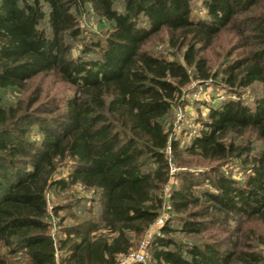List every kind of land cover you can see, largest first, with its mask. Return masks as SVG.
<instances>
[{
    "label": "trees",
    "instance_id": "obj_1",
    "mask_svg": "<svg viewBox=\"0 0 264 264\" xmlns=\"http://www.w3.org/2000/svg\"><path fill=\"white\" fill-rule=\"evenodd\" d=\"M199 1L207 17L193 20L190 0H0V89L24 90L40 74L72 87L61 107L38 102V91L23 108L0 101V247L21 255L19 262L0 258V264H54L56 249L59 264H115L129 250L130 235H141L158 216L167 145L171 159L173 153L207 163L234 157L248 166L241 181L213 166L176 172L179 185L169 202L174 213H185L179 231L198 234L228 213L264 223V14H249L260 0ZM84 12L107 26L71 55V41L81 35L77 16ZM229 28L241 40L238 47H249L222 69V83L236 97L207 105L201 130L180 151L161 119L190 81L186 66L200 84L211 77L198 49ZM160 32L169 47L184 48L182 63L143 48ZM254 82L261 84L260 95L250 106L239 89ZM34 124L41 133L36 142L26 139ZM245 133L260 142L256 151L250 141L231 140ZM61 162L68 164L66 177L53 179ZM203 182L208 188L198 190ZM49 185H79L98 204L95 217L88 208L89 217L62 227L56 243L46 221ZM68 208L65 203L53 212ZM173 230L165 223L148 242L151 264L264 263L236 235L182 244L166 236Z\"/></svg>",
    "mask_w": 264,
    "mask_h": 264
},
{
    "label": "rangeland",
    "instance_id": "obj_2",
    "mask_svg": "<svg viewBox=\"0 0 264 264\" xmlns=\"http://www.w3.org/2000/svg\"><path fill=\"white\" fill-rule=\"evenodd\" d=\"M190 11V17L193 20L205 19L207 17L205 9L199 0H190ZM258 13L264 14V0H260L259 5L249 14L254 15ZM77 23L81 35L79 38L71 41V55H75L81 45L87 42V39L101 34L107 26L106 23L97 19L90 12H84L78 15ZM237 41L241 40H239L238 35L233 29H224L216 35L209 46L198 49L197 55L202 56L206 60L207 68L212 77L207 79L206 82H203V84H200L197 79L192 77L194 74L192 67H185L190 81L182 87L170 111L161 119L164 128L168 131L169 138L177 141L178 150L181 151L184 149L192 137L201 130V122L205 119L207 105H217L221 100L236 97L235 94L227 90L226 86L222 83L221 77L222 69L226 61L237 57L240 53L247 52L249 49L245 44L238 47ZM143 48L151 51L155 55L174 58L182 63L181 57L184 48L174 49L169 47L166 43V34L163 32L151 37L143 45ZM260 87V83L254 82L248 87L239 89L240 98L251 106L253 97L260 95ZM24 88V90L16 88L0 89V101L7 107L23 108L28 97L38 91L40 93L38 102H42L44 105L50 107L54 104L61 107L63 100L72 93V87L70 85L57 81L50 74L35 76ZM60 110L57 111L59 112ZM33 114L46 117L48 115L39 112ZM40 135L41 133L38 127L34 124L29 128L26 139L36 142L40 138ZM231 140L234 144L242 145L250 141L253 151H256L260 146V142L254 140L248 133H245L242 138H234L233 136ZM165 155L169 164L174 168V171L171 175H168L167 183L163 187L165 189L161 190L162 202L158 210V218L161 222L157 223L155 220L141 235H130L131 246L128 251L134 253L142 252L144 257L143 262L151 264L147 244L153 236L160 233L161 226L166 223L174 229L166 236L173 239L176 243H202L210 241L211 239H220L225 234L226 237L228 234H231L232 237L236 235L240 242H249L250 245H253L264 256V223L246 220L243 216L228 213L226 216H215L218 222L215 224L210 223L207 226V230L203 232L198 234L185 233L178 230L180 228L179 215L184 216L185 213H174L171 210L169 202L170 190L179 185V179L175 173L180 172V170L195 172L208 171L213 166L217 167L218 171L223 175L241 181L248 172L247 164H243L240 159L234 157L217 163H207L195 161L193 157L183 153H173V159L170 157V151L166 152ZM190 159H192L190 162L183 163ZM176 163L182 164H178L177 167L175 165ZM67 165L66 162L59 163L55 172L52 174V178H65L68 171ZM196 188L198 190L208 188V184L206 182L199 183ZM44 198L46 202V221L49 223V233L55 243L57 239L63 238L62 227L74 224L84 217H89L85 212L86 209L92 208L90 215L94 217L98 213V204L95 200V195L88 190L82 189L79 185H74L66 190H60L49 185L45 189ZM65 203L69 204L70 208L58 209L53 212L55 206ZM20 256V254L8 255L5 248L0 247V258L19 262L21 260ZM58 260L59 252L56 249L54 264H59Z\"/></svg>",
    "mask_w": 264,
    "mask_h": 264
},
{
    "label": "built area",
    "instance_id": "obj_3",
    "mask_svg": "<svg viewBox=\"0 0 264 264\" xmlns=\"http://www.w3.org/2000/svg\"><path fill=\"white\" fill-rule=\"evenodd\" d=\"M166 152H169V148H168V145L166 146V148L164 149V154ZM174 171V168L169 164V168H168V175H171V173ZM165 189V188H163ZM157 223H160V219L157 218L155 219ZM143 253L142 252H130V251H127L126 253L120 255L117 260H116V263L115 264H132L134 262H143Z\"/></svg>",
    "mask_w": 264,
    "mask_h": 264
}]
</instances>
